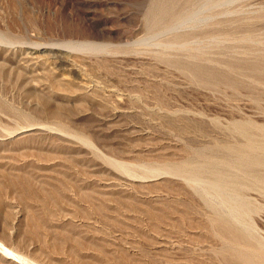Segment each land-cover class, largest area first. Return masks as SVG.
<instances>
[{"label": "rangeland", "instance_id": "obj_1", "mask_svg": "<svg viewBox=\"0 0 264 264\" xmlns=\"http://www.w3.org/2000/svg\"><path fill=\"white\" fill-rule=\"evenodd\" d=\"M262 64L264 0H0V233L38 264L57 236L101 248L78 252L88 264H226L203 198L171 174L142 187L130 173L240 139L237 123L264 125ZM253 195L248 218L264 241V192Z\"/></svg>", "mask_w": 264, "mask_h": 264}, {"label": "bare ground", "instance_id": "obj_2", "mask_svg": "<svg viewBox=\"0 0 264 264\" xmlns=\"http://www.w3.org/2000/svg\"><path fill=\"white\" fill-rule=\"evenodd\" d=\"M185 2H187V1H185ZM163 4H165V3H163ZM189 8H190V6H189ZM198 12H199V10L198 11H192V12H190L189 15L184 17L183 20H181V19H180L181 21L177 20L176 23H174L175 22L174 21V22H172L173 24L168 25L166 28L169 30L176 29L178 26H181L182 24H184L186 20L193 19ZM172 13L173 12L168 9V6H167V8H164V5H163V7L161 9V15L160 16H162L163 18L169 19L172 16ZM161 18H159V19H161ZM172 19H173V17H172ZM152 24L154 25L155 22ZM79 45L82 48L84 47L85 49H93V50L99 46L98 43L97 44L81 43ZM196 48H197V46H196ZM31 55H33V54H31ZM203 55H205V54H203ZM193 56H195V55H193ZM60 60L63 63H65L69 67V69H71V70L75 69L77 72L81 73V68L78 67V65L76 64V59L70 53H66V52L60 53ZM204 61H206V60H204ZM209 63H211V62H209ZM257 67H258L257 69L260 70L258 72H261V70H264V64L257 65ZM25 69H27V68H25ZM191 70L196 76L201 77V78L202 77L204 78L206 76H210V79H212V78L218 79V77L222 79V77H223V76L222 77L218 76L219 73L217 74V72H215L213 70H209V69L201 66V64L192 65ZM256 70H255V72H256ZM234 71H232V72H234ZM242 73H243V71H242ZM261 73H263V72H261ZM216 75H217V77H216ZM205 79H209V78L206 77ZM233 86H235V85H233ZM235 129L239 132L240 137H241L240 139H237L238 138L237 137L236 140H234L233 142H230V141L219 142L218 144H216V146L211 151L209 150L210 148L209 149L207 148L210 151V152H208L209 154L208 153L206 154V152L203 151L204 153L203 152L202 153L197 152V155L195 154V156H198V157H196V159L187 157V159L185 158L183 161H179V162H171V161L168 162V160H167V162L165 161V163L161 162L162 164H160L159 168H158V165L155 168L153 167L154 169L153 168L150 169L151 167L148 165L150 168L149 169L148 168L143 169L144 170L143 176L142 175L141 176L136 175V173H134V172L133 173L131 172L130 175L133 176V178L136 177V179H135L136 181H137V178L142 177V180H138V181H140V185L142 187L148 186V182L151 183V181L159 180L160 174L165 173V174H169V175L171 174V175L175 176L176 180H177L176 183L178 185L187 186V187L192 188V190H194V192L196 194H198L201 198H203L205 200L204 202L208 206L212 207V209H213L212 210V213H213L212 222H213L214 228L217 231V234L219 235V237H221V239L225 243V248H223L222 249L223 251H221V258L223 259L224 263H226V264H264V241L258 237V235L256 234L257 231L255 230V228L252 224V220L249 219L250 217L248 218V216H250L254 212V210H257L254 206H256L255 200H257V202H258V199H256L257 197L255 198L254 197L255 195H253V194L256 192L257 193L258 192H264V125H261V124L259 125V124H255V123H237L235 125ZM135 156H137V155H135ZM117 165H118V168L120 169V172L122 170H126V169L133 171L125 163L117 164ZM146 167H144V168H146ZM156 168H158V169H156ZM124 173H125V171H124ZM137 174H138V171H137ZM133 178H131V179L133 180ZM143 178H146V179H143ZM130 183H131V181H130ZM141 183H147V184H141ZM100 191L102 192V190H100ZM141 191H143V190H141ZM105 192H108V191H105ZM150 193H151V191H150ZM98 194L99 195H97V197H95V199L97 198V200H99V199L103 200L104 197L102 195H100V193H98ZM71 196L73 197V195H71ZM83 196H85V195H83ZM83 198H86V197H83ZM78 199H80V198H78ZM82 200H83V202H85V201L89 202V204L91 206L90 208H92V210H95V213L101 212V208H103L102 204H100V203L97 204L98 202L89 201L88 199H82ZM73 202H74V200H73ZM87 202H85L86 205L84 204V206H87V204H88ZM65 203H67V202L65 201ZM88 207H89V205H88ZM146 213H148V212H146ZM75 214L77 216H75L73 214H71V215L73 217H80V219L82 218L83 221H85V222H87L90 219L91 220L94 219V218H92V216H90V215H88L85 212L80 211V210L76 211ZM97 215H100V214H97ZM101 220H104V219H101ZM33 226L35 228H38V227H40V223H38V221H37L36 223L33 224ZM256 227H258V226H256ZM210 229H212V228H210ZM259 232H260V230H259ZM114 238H116V237H114ZM37 239H39V238H37ZM85 240H83V239L79 240L77 238H72V237L66 238V236H57L56 238H53V241H52L53 243H51L52 247H50L51 251L48 252V254H47V252L43 253L42 251H44V250L41 248V250H42V251L40 250L41 254H39L38 253L39 251H38L37 255L39 254L40 257H42L43 260L47 264H65V263H63L64 258L59 257L60 254L62 255L64 253L68 254V256L71 257L73 264H88L86 261L80 260L78 258V252L81 249H83L84 247L85 248L88 247L89 249L92 248L95 252L96 251L100 252L102 250H101V248L92 246V244L89 243L90 241L87 242ZM101 240L102 241H100V244L106 245L105 242L103 241V239H101ZM11 241H13L12 234H10V233L7 234L5 232L2 234L0 233V264H38L37 262H39V261H37V262L33 261L30 258H28L29 256L26 257L27 255L24 256L23 254H21L20 252L15 250V248L12 246ZM67 242H69V243H67ZM93 243H95V242H93ZM40 247H39V249H40ZM220 247L221 246H219V248ZM162 249H163V247H162ZM47 251H48V249H47ZM213 252H215V251H213ZM52 253L57 254V255H54ZM65 254H64V256H65ZM130 254L131 253H129V255ZM99 255H101V252ZM175 256H177V255H175ZM80 257H81V255H80ZM38 259H41V258H38ZM65 260L67 261V259H65ZM40 262H42V264L45 263L42 260ZM180 263L181 262H178V264H180ZM184 263H185V261H184Z\"/></svg>", "mask_w": 264, "mask_h": 264}]
</instances>
